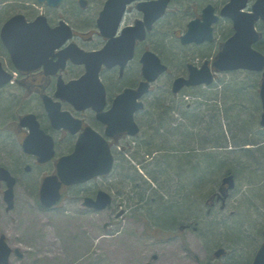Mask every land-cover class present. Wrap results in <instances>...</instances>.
Masks as SVG:
<instances>
[{
    "label": "rangeland",
    "instance_id": "rangeland-1",
    "mask_svg": "<svg viewBox=\"0 0 264 264\" xmlns=\"http://www.w3.org/2000/svg\"><path fill=\"white\" fill-rule=\"evenodd\" d=\"M88 1V8H80L82 12L78 15L74 11L75 6L79 7L78 0H64L59 8L48 7L46 3H38L37 0H0V8H4L3 16L0 17V28L16 13L25 14L29 20H34L44 13L51 24H56L62 19L76 29L78 34L75 42L82 49L98 50L97 46L101 44L102 39L94 34L98 31L95 15L102 9L103 0ZM209 1L173 0L167 16L156 25L154 32L143 45L160 56L168 65L169 73L152 84V92L144 99L145 117H138L140 134L136 137L125 136L115 143L116 164L113 173L107 178L95 180L88 187L65 190L62 202L56 208L45 211L37 205L40 200L39 189L42 179L55 171L54 165L36 167L35 161L26 158L21 147H18L22 139L17 137L15 130H8L0 125V134H3V137H0V163L9 167L18 178L15 207L12 211L6 210L7 204L3 198L5 188L0 187V237L5 235L11 247L24 253L23 259L13 254L11 264H252L264 239V130L259 124L262 113L259 95L260 74L256 75V79L248 77L244 71L218 73L216 76L217 83L213 86L215 89L211 90H218L222 96L228 97L219 103L232 115L226 118L227 128L231 125L234 139L246 144L241 148L253 151L254 155L243 156L241 154L245 152L236 151L238 148L226 152L214 149L217 147L211 148L213 152L218 153L220 163L223 157L232 158V163H221L222 167L226 168L221 171V175L214 178L210 176L211 183L209 184L207 179L201 184L202 188H198L195 198L198 201V196L202 197V202L195 208L200 210V215L193 218L188 214L179 216L180 219L174 224L171 223L172 217L168 219L170 222L154 221L151 214L158 210L159 196L165 201L171 199L173 203H191L189 192L184 190L180 195L175 189L177 186L185 188L190 182L185 176L180 177L181 174L174 175L175 172H172L173 177L161 176V183H154L143 173L142 165L136 160L142 158V146L138 147L139 141L145 136V144H150L148 139L151 131L157 134L153 128L162 112L159 104L168 108L174 122L184 121V109L191 108L192 113L205 112V122L197 132H200L202 141L210 135L204 126L208 123L214 125L209 117L215 114L212 107L215 101L207 98L199 100L193 94L184 95V92L174 95L171 91L174 79L187 72V64L202 65L206 60L213 61L220 44L232 35L231 26L222 20L216 27L215 44L204 47L181 45L179 38L197 14L196 5L203 7ZM212 1L219 9L228 2ZM254 1L251 0V3ZM138 16L137 11H132L126 16L125 24H132ZM258 30L262 33L263 40V22L258 24ZM2 57L3 61L10 65L9 57L1 43L0 58ZM74 70L80 72L81 68L75 67ZM107 75L110 76L108 80L111 86L118 87L117 84L125 83L118 80L116 84L112 79L114 75ZM255 80L257 88L253 91ZM235 88L242 89L244 98H240V104L233 103V100L237 99L230 92ZM17 100L9 91L0 89V114L5 115L0 118L6 124L10 123L13 115L17 116L26 111L40 113L37 102H25L24 106H20L23 102ZM185 126L187 130H192L190 123ZM196 142L171 144L175 147L202 148ZM211 145L216 146L213 142ZM231 148L233 147L229 149ZM12 155L21 158V168L14 170ZM205 158L194 161L200 160L203 163ZM184 160L183 164H186L188 159ZM27 164L33 165V171L25 172L24 167ZM201 167L211 174L215 173L211 171L212 166ZM217 169L219 171L222 168ZM230 174L234 175L235 189L228 191L226 198L217 197L220 195L223 178ZM166 178L168 183L165 182ZM206 182L207 184H204ZM148 184L153 190L148 188ZM163 186L171 189V195ZM190 186L186 189L189 190ZM91 188L109 192L114 199L113 206L101 212L85 208L83 198L90 195L86 193ZM154 191H157L156 194ZM143 192L145 197L141 199ZM218 248H225L227 254L216 258L214 253Z\"/></svg>",
    "mask_w": 264,
    "mask_h": 264
},
{
    "label": "water",
    "instance_id": "water-1",
    "mask_svg": "<svg viewBox=\"0 0 264 264\" xmlns=\"http://www.w3.org/2000/svg\"><path fill=\"white\" fill-rule=\"evenodd\" d=\"M40 3H47L49 7H59L63 0H38ZM136 0H107L97 21L98 28L102 35L109 40L107 46L98 52H85L76 44H71L61 51L57 68H64L68 59L76 64H84L87 73L80 79L70 82L68 85L62 84L59 96L77 108H87L90 106L91 96L96 90L104 91L100 81V71L103 65L112 68L118 64L122 66V71L127 62L133 58L137 40L146 38L147 30L151 31L165 13L171 0H157L139 4L138 8L145 14L144 21L137 22L135 26L126 27L122 35L115 38L120 27L124 13L129 4ZM82 8L87 7L86 0H80ZM247 7V0H232L224 10L223 16H228L233 20L235 33L221 47L219 54L214 61V68L221 72L232 71H252L262 74L260 86V98L262 102V114L260 125L264 128V54L255 48L260 41L261 34L256 28L259 20L264 22V0H257L251 12H241ZM219 20L214 14L212 6H208L203 13V20L197 19L189 24V30L181 37L183 45L204 42H212L215 39L213 25ZM1 38L9 50L16 68L20 71H31L42 66H50L55 57V51L61 48L68 40L73 38V30L65 21H61L59 26H50L47 17L42 14L36 20L28 22L23 14H18L9 19L1 31ZM120 56L121 61L116 57ZM142 72L146 79L141 83L138 90L127 89L119 95L113 108L105 113L108 118L103 121L108 124L107 134L111 137L118 133L127 132L131 136L137 135L139 128L134 121L136 111L144 107L142 102L137 100L149 91L150 83L155 82L162 74L167 72L168 67L162 63L161 59L154 52H146L142 57ZM189 76L177 78L173 83V92L178 93L185 87H196L200 85L210 86L214 82L213 73L208 62L200 68L189 65ZM12 76L2 68L0 63V86L6 85ZM47 102V110L50 119L54 124L61 120L60 124L54 127L67 128L76 132L72 128L73 119L69 112H61L60 104L53 103L49 97H44ZM57 107V108H54ZM24 125H30L31 136L24 143L27 153L38 156L40 163H46L55 155L54 144L51 137L40 129L35 115L30 114L22 119ZM98 136V135H97ZM99 137V136H98ZM43 139L50 144L43 146ZM99 140L87 141L82 137L78 140L76 150L69 156L62 157L57 165L58 175L47 177L41 188L40 201L45 207H52L61 199L62 185H73L87 182L97 176L108 175L114 166V156L108 143ZM30 168H27L29 171ZM6 182L5 201L8 204L7 210L14 208V187L16 178L4 167L0 166V182ZM223 185L229 188L235 187L234 176L230 175L223 180ZM113 202L112 196L101 190L97 198H86L84 205L96 210H105ZM264 234V232H263ZM12 249L6 243L5 236L0 240V264H10ZM21 258L23 254L15 251ZM226 253L224 249H219L216 257H221ZM252 264H264V240L259 247Z\"/></svg>",
    "mask_w": 264,
    "mask_h": 264
},
{
    "label": "flooded vegetation",
    "instance_id": "flooded-vegetation-1",
    "mask_svg": "<svg viewBox=\"0 0 264 264\" xmlns=\"http://www.w3.org/2000/svg\"><path fill=\"white\" fill-rule=\"evenodd\" d=\"M105 2H106V0H103L102 8H103ZM139 3H140L139 1L134 2L128 7L127 15H129L134 10L137 11V13L139 14V16L134 20V22L142 19L144 16V14L141 11H139L137 8ZM192 5L194 6V4H192ZM196 7L198 8V10H197V14L194 16H196V18H197L200 16V13L202 12L203 7L197 6V5H196ZM101 10L98 13H96V15H95L96 22H97L99 15H100ZM58 23H56V24L50 23V25L52 27H54V26H57ZM230 25L232 28L233 27L232 24H230ZM94 34L102 39L101 44L99 46H97V48H99V49L103 48L106 45L107 41L104 38H102V34L100 31H97ZM149 36H150V34H149ZM149 36H148L147 40L149 39ZM75 39H77L76 34H75V38L73 39V41ZM147 40L144 43H140L137 45L135 57L133 58L132 61H130L127 64V66L124 68L123 71H121L120 66H115L114 68H112L110 70H108L106 67L102 68L100 78H101L102 84L104 85V88H105V90H104L105 94H104V91L96 90L94 88V92L91 96V102H90L91 104L87 108H77L75 105L71 104L68 101L63 100L59 96V92L63 88L62 87L63 82L69 83L70 81H75L84 74L85 70H84L83 66H81V65L77 66L71 62H68L67 67H65L64 69L60 68V70H58V72H56V70H55L56 68L54 66H48V67L45 66V67H41V68L34 70V71H18V72H15L16 70L14 69V64H13L12 60L10 59L7 51L5 50L6 54L9 57L10 65L8 62L3 61L4 68L7 71H9L12 75L14 74L15 77L13 78V80L9 84H7L5 86H0V89L1 90L4 89L6 91H9V93L11 94L12 97L14 96L15 99L22 101L23 104H20V106H24L25 102H32V101L37 102V104L40 107V113L37 114V113L32 112V111H30V112L26 111V112H23L17 116L13 115L11 117L12 122L10 121V123L6 124L5 121H3L2 123H0V125L2 126V128H8V130L9 129L15 130L17 137H20L22 139V142L19 141V144H18V147H21V149H22L23 142L27 138V136L30 132V129L32 128V126H30V125H27V126L24 125L22 123V118L28 114H34L36 116V119L40 123L41 127L52 138L53 143H54V148L56 151V156L49 163L40 164L38 162L37 157L24 153L23 149H22V152L24 153L26 158H30V159H33L35 161L36 167H45L48 165H54L53 167L55 168V171H53L52 174H48V175H55L57 173L56 164H57L59 158L62 156H66L68 154L73 153L75 151V147H76L78 140L82 137L86 138L87 141H92V142H93V140H99L98 138L100 137L102 142H104V143L106 142V143L110 144L112 147L113 146L115 147V143L117 141L121 140L126 135L125 134L116 135L115 137L110 138V136L107 134V130H108L109 126H108V124H106L103 121V119L108 118L107 116H105V113H108L113 108L114 101L119 94H121L127 88L138 89L141 82H143L144 76H143V72H142L141 57L144 55L146 50H151V48L143 46L147 42ZM204 46H209V45H205V44L202 45V47H204ZM116 58L119 59V61L122 60L120 56H117ZM1 59H4V57H2ZM51 59H53V61L56 62L57 60H59V57H55V58H51ZM75 67L81 68V71L80 72L75 71L74 70ZM107 73H112L114 75V77L112 79L116 82V84L118 83V80L124 81L125 83L117 84L118 87L111 86V83L108 80V78L110 76H108ZM151 90H152V88H151ZM45 96L52 98L55 104L60 103L61 109L59 108V110L68 111L71 113L73 119L76 120V121H72L73 122L72 128L77 129L76 132H72L71 130H69L67 128L54 127V125H57V124L59 125L61 120L59 118H57L59 122H56V124L53 125V123L51 122V120L49 118V112L47 110V102L44 101ZM20 97H22V98H20ZM144 99H145V97L143 98V101H144ZM54 108H57V107H54ZM142 114H143V112H138L135 115V119L139 125H140V123H139L138 117H141ZM5 130H7V129H5ZM0 137H3V134H0ZM4 139L6 140V138H4ZM49 145L50 144L48 143V141L45 140V142L43 143V146L48 147ZM6 153H7V151H6ZM114 153H115V151H114ZM0 160H1V155H0ZM13 161L14 162L12 164H13L14 170L21 168V158L15 159V157H14ZM0 164L2 166H5L8 170H10V168L7 167L6 165H4L2 163H0ZM28 167L30 168L29 172L33 171V169H34L33 165L27 164L24 167L25 172H28V171H26ZM10 172L14 175V172L12 170H10ZM108 176H110V175H108ZM108 176H104V177H100V178H107ZM100 178H96V179H94V180H92L86 184L76 185V186H72L70 188H77V187H83V186L88 187L95 180H98ZM17 181H18V178H17ZM0 187H4V185L0 184ZM70 188H68L66 186H64L62 188L63 198H64L65 190L70 189ZM99 190H101V189H96V190H94L92 188L88 189L86 194H90V195H85L84 198H86L87 196L96 197ZM217 197H219V196H217ZM84 198H83V200H84ZM219 198H221V197H219ZM113 204H114V201H113Z\"/></svg>",
    "mask_w": 264,
    "mask_h": 264
},
{
    "label": "trees",
    "instance_id": "trees-1",
    "mask_svg": "<svg viewBox=\"0 0 264 264\" xmlns=\"http://www.w3.org/2000/svg\"><path fill=\"white\" fill-rule=\"evenodd\" d=\"M3 11L4 8H0V17L3 16ZM74 11L78 15L82 12L80 7H76V6ZM0 47H1V43H0ZM256 48L264 53V39L258 43ZM247 74L248 77L250 78L252 77L253 79L254 78L256 79L257 74L250 72H247ZM255 88H257L256 80H255V84H253L252 90L254 91ZM209 89L210 90L204 89L202 87H198L194 89H189L185 93L187 95L193 94L197 98H199V100H202V98H207V99H213L215 101L212 105L215 114L209 117L210 121L212 119V121L214 122V125L208 123L206 126H204L206 127L205 128L206 131L210 132V135H208L209 137H206L205 141H202V136L200 135V132H197L199 127H203L201 125L203 122H205V118H206L205 112L203 113L201 111L198 112L196 111L192 113L191 108L188 110L184 109V111L186 110L185 111L186 117L184 121L174 122V118L170 117L171 113L168 112V108L167 107L164 108L163 105L158 103L159 104L158 107L160 106L162 107V112L160 114V117L158 118V123L153 128V130H155L154 132H156L157 134L155 133L153 134V131H151L148 139L150 144H145V136L138 143V147L142 146L140 147L141 148L140 153L142 154V158H139L140 160L139 159L136 160L139 162V165H142L144 169L143 173H145L148 176V178L151 179L154 183L160 184L161 176H166L168 178H171L173 177L171 175L172 172L173 174L175 172L174 175L181 174L180 177L185 176V178L187 179L188 182H190L191 185V186L187 185V187L185 188L179 186L175 187V189L180 195H182V192H184V190L186 192H189L188 197L191 203L178 204L179 203L178 201H175V203H173L171 199L165 201L162 196L158 197V201H157L158 210L155 214H151L152 218L156 222L158 221L162 223H164L165 221L168 222L169 221L168 219L172 217L173 221L171 223L174 224L177 223L178 220L180 219L179 216H185L186 214H188L190 218H193L197 215H200V210L195 208L196 205L197 207H199V205H201L202 202V197L198 196V201L195 198L199 191L198 188L199 187L202 188L201 184H203V182L206 181L207 179H209L207 182L210 184L211 183V180L209 178L210 176H213L214 178L221 175L220 174L221 171H224L226 169L222 167V164H225L226 162L232 163L231 162L232 158L223 157L221 159L222 161L221 164L218 161L220 160L218 153L213 152L214 150H211L212 147H217L214 149H218V150L222 149L225 152L230 150L233 151L236 150V148H238V150L236 151L242 150L243 152H245L241 154L243 156L252 157V155H254L253 151L241 148L242 146L245 147L246 144H242V142H240L239 140L234 139L233 136H235V134L232 133L231 125L228 126L229 128H227V124L225 123V121H227V119L230 116L232 117V115L228 113V110L226 109L225 106L222 107V105L219 103L228 97L222 96V93L218 90H211V89H215L214 87H211ZM230 93H232L233 97L235 96L234 98L237 99V100L234 99L233 103L240 104V100H241L240 98H244L242 89L235 88ZM2 114L3 113H1L0 116L1 118H4L5 115ZM142 115L145 117L144 114ZM1 118H0V123L3 122V119ZM188 123H190L193 126L191 131H189L190 129L187 130V127L185 126ZM212 135L214 137H212ZM195 141H197L196 144L201 145L202 148H186L179 146L181 148L180 149L179 147H175L171 144L173 142H178L183 145L186 144V142L191 143ZM210 142L211 143L213 142V145L216 146H212ZM248 145L250 144L248 143ZM230 147L233 148L229 149ZM209 150L211 151V153ZM237 153L240 154L239 152ZM14 157L15 156L12 155L13 159ZM202 157L204 158L206 157L203 163L200 161ZM17 158L18 157H15V159ZM184 159H188L186 160V164H183L185 162ZM195 159H200V160L194 161ZM201 165H205V167L212 166L213 170L211 171H214L215 173L211 174L210 172H207V169L203 170ZM218 167H221L222 169L218 171L217 169ZM168 178H166L165 180L166 183H168ZM207 182L204 184H207ZM188 186H190L189 190L186 189L188 188ZM163 187L165 188V186ZM148 188L153 190L150 185ZM148 188L146 189L148 190ZM165 190L166 192H168L169 195H171L170 188L167 189L165 188ZM156 192L157 191H154V194H156ZM178 193H176V195H179ZM143 197H145L144 192L142 193L141 199H143ZM154 199L156 201V197Z\"/></svg>",
    "mask_w": 264,
    "mask_h": 264
}]
</instances>
